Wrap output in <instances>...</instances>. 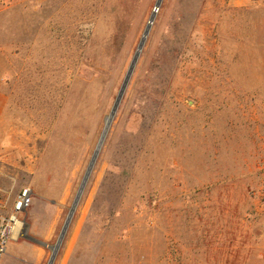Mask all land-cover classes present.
Returning a JSON list of instances; mask_svg holds the SVG:
<instances>
[{"label":"rangeland","instance_id":"1","mask_svg":"<svg viewBox=\"0 0 264 264\" xmlns=\"http://www.w3.org/2000/svg\"><path fill=\"white\" fill-rule=\"evenodd\" d=\"M153 15L53 264H264V0H0V217L60 203L39 264Z\"/></svg>","mask_w":264,"mask_h":264},{"label":"crops","instance_id":"2","mask_svg":"<svg viewBox=\"0 0 264 264\" xmlns=\"http://www.w3.org/2000/svg\"><path fill=\"white\" fill-rule=\"evenodd\" d=\"M8 99L0 87V124L7 109ZM9 142L8 137L0 134V142ZM61 202V201H60ZM60 203L46 194L32 192V204L25 210L20 218L25 223L23 232L28 239L18 236L19 230L13 240L7 246L6 257H10L16 264H39L43 254V245L45 241L54 236L59 222ZM7 219L6 217H0ZM4 256V257H5ZM1 262H6L2 260Z\"/></svg>","mask_w":264,"mask_h":264},{"label":"water","instance_id":"3","mask_svg":"<svg viewBox=\"0 0 264 264\" xmlns=\"http://www.w3.org/2000/svg\"><path fill=\"white\" fill-rule=\"evenodd\" d=\"M160 4H161V1H159V2L157 3V5H156V9L159 8ZM154 18H155V15H153V16L151 17V19H150V21H149V24H148V27H147V29H146L144 35H143V38H142V40H141V43H140L139 48H138V50H137V53H136V55H135V57H134V59H133V62H132V65H131L130 71H129V73H128L127 77H126L125 83H124V85H123V87H122L121 93H120V95H119V97H118V99H117V102H116V104H115V107H114V109H113L111 115L108 117V120H109V121H108V123L106 124V127H105V129H104L103 135H102V137H101V139H100V142H99V145H98V147H97V149H96V151H95V153H94V156H93L92 161H91V163H90V166H89V169H88V171H87V174H86V176H85V178H84V181H83V183H82V185H81V187H80V189H79V191H78V194H77V196H76V198H75V200H74V203H73L72 208H71V210H70V212H69V215H68V217H67V220H66V222H65V225H64V227H63V229H62V231H61V234H60V237H59L58 244L52 249V256H51V259H50V261H49V264H53V263H54V261H55V259H56V255H57L58 249H59V246H60V244L62 243V241L64 240V238H65V236H66V233H67L68 227H69V225H70V223H71V221H72V218H73V216H74V213H75V211H76V209H77V207H78V205H79V202H80V200H81L82 194H83L84 189H85V186H86V184H87L88 177H89V175H90V173H91V171H92V168H93V166H94V164H95V162H96V159H97V157H98V155H99L100 149H101V147H102V145H103V143H104V141H105V138H106L107 132H108V130H109L110 124H111V122H112V120H113V118H114V116H115V113H116V110H117V108H118L119 102H120V100H121V98H122V95H123V93H124V91H125V89H126V86H127L128 82H129V79H130L131 73H132V71H133L134 65L136 64V62H137V60H138V57H139V54H140L141 50L143 49V46H144L145 41H146V38H147V36H148V34H149V31H150L151 25H152V23H153V21H154Z\"/></svg>","mask_w":264,"mask_h":264},{"label":"built area","instance_id":"4","mask_svg":"<svg viewBox=\"0 0 264 264\" xmlns=\"http://www.w3.org/2000/svg\"><path fill=\"white\" fill-rule=\"evenodd\" d=\"M31 204V189H23L14 203L13 212L9 218H0V261L6 254L9 242L13 240L18 230V236L24 237L23 227L25 226V223L20 218V215L27 210Z\"/></svg>","mask_w":264,"mask_h":264},{"label":"bare ground","instance_id":"5","mask_svg":"<svg viewBox=\"0 0 264 264\" xmlns=\"http://www.w3.org/2000/svg\"><path fill=\"white\" fill-rule=\"evenodd\" d=\"M108 121H109V120H108V118H107L106 124L108 123Z\"/></svg>","mask_w":264,"mask_h":264}]
</instances>
